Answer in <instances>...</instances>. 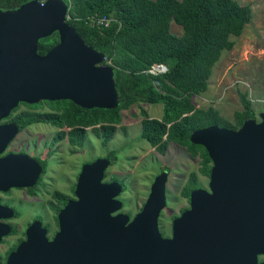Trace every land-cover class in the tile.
Listing matches in <instances>:
<instances>
[{
	"label": "water",
	"instance_id": "obj_1",
	"mask_svg": "<svg viewBox=\"0 0 264 264\" xmlns=\"http://www.w3.org/2000/svg\"><path fill=\"white\" fill-rule=\"evenodd\" d=\"M68 14L64 0H31L0 10V122L22 103L71 101L87 110H113L122 103L115 68L68 24ZM56 33L59 44L40 55L39 42ZM17 132L15 126L0 127V136H8L0 153ZM190 141L212 161L209 190L191 192L190 209L175 221V240H164L158 230L169 173L157 176L141 213L126 226L130 217L111 218L123 209V187L104 182L111 160L99 158L83 167L77 200L61 212L67 225L57 238L29 257L31 242L24 244L11 259L23 264H94L102 258L106 264H216L219 239L244 238L249 228L256 256L264 253V113L236 131L217 126L195 131ZM19 159L25 160L0 159V172L21 164ZM4 179L6 184L10 180ZM24 184L0 185V190Z\"/></svg>",
	"mask_w": 264,
	"mask_h": 264
},
{
	"label": "trees",
	"instance_id": "obj_2",
	"mask_svg": "<svg viewBox=\"0 0 264 264\" xmlns=\"http://www.w3.org/2000/svg\"><path fill=\"white\" fill-rule=\"evenodd\" d=\"M31 0H0V10H14ZM48 1V0H38ZM70 4L68 24L76 29L86 43L107 55V63L115 67V80L122 103L113 110L83 109L71 101L49 104L56 110L44 117H62L76 131L72 142L83 146L87 131L92 129L107 146L123 122L121 112L137 103L163 105L160 119L151 118L142 109V138L160 155L166 156L170 144L185 148L192 157L200 158V173L210 177L212 161L202 146L190 141L198 130L211 126L238 130L245 121L256 119L246 94L240 96L243 111L234 114V122L218 109L198 108L195 97L207 92L215 65L224 51H232L235 43L251 23L252 9L236 0H65ZM95 15L113 20L109 28L91 27L88 18ZM182 27V36L171 32V24ZM59 43V35L43 39L38 53L45 55ZM165 65L166 74L149 76L144 72L152 66ZM39 108L40 104L31 106ZM27 116V115H26ZM112 160L116 155L110 153ZM106 178V177H105ZM198 187L192 173L182 194ZM67 199L64 200L66 202Z\"/></svg>",
	"mask_w": 264,
	"mask_h": 264
},
{
	"label": "flooded vegetation",
	"instance_id": "obj_3",
	"mask_svg": "<svg viewBox=\"0 0 264 264\" xmlns=\"http://www.w3.org/2000/svg\"><path fill=\"white\" fill-rule=\"evenodd\" d=\"M38 104L40 107L37 109L31 107ZM55 111L49 101L37 104L22 103L8 118L0 122V127L15 126L18 128L17 134L0 153V159L9 156L25 158V160L19 159L21 164L10 167L6 170L8 172H0V185L3 187L11 183L15 185L25 183L26 185L0 190V264H23L21 259H11L15 257L22 245L31 242L30 252L27 255L29 257L39 252L42 253L44 242L51 243L57 238L62 232L63 224L67 225V221L64 223L61 221V212L71 201L77 200L75 193L83 167L97 160H79L87 149L91 150L87 139H90L92 129L87 131L83 146H78L72 142V136H77V132L70 131V126L67 124L60 125L64 122L62 117H57L56 120L43 118L46 114ZM30 113L42 114L43 117H31ZM7 137L3 133L0 136V144ZM91 143L93 144V141ZM108 155L101 157L111 160V165L105 172L106 178V173L116 161ZM4 176L10 179L7 184ZM112 182L119 183L114 177H111L107 183ZM197 189H202L199 182L195 190ZM65 199H67L66 202H64ZM188 202L190 205V199ZM186 211L179 216H169L166 220L162 217L165 215L164 212L160 213L158 230L164 240H175V221ZM140 213L141 211L130 215L122 209L112 213L111 218L128 216L130 217L129 223L126 224L128 226ZM246 231L248 235L244 238L238 236L232 239L228 237L219 239L216 264H255V258H257L256 264H264V253L256 256V249L251 245L249 235L251 228ZM243 239L246 242L240 244V240L243 241ZM65 253L67 252L62 251L63 256H67ZM204 254L207 256L206 252ZM71 256L74 258L76 253H72ZM92 262L104 264L106 261L102 258ZM72 264H79V261L75 260ZM107 264L113 263L107 262Z\"/></svg>",
	"mask_w": 264,
	"mask_h": 264
},
{
	"label": "rangeland",
	"instance_id": "obj_4",
	"mask_svg": "<svg viewBox=\"0 0 264 264\" xmlns=\"http://www.w3.org/2000/svg\"><path fill=\"white\" fill-rule=\"evenodd\" d=\"M236 1L251 7L252 21L241 37L231 38L235 43L234 49L223 52L213 68L207 92L195 97L194 102L201 109H218L224 118L234 122V114L243 111L240 96L246 94L256 120L260 121L264 113V0ZM171 32L180 37L184 30L173 22ZM142 109L151 118H162L161 104L132 105L121 112L123 122L107 146H103L101 139L90 132L87 143L90 142L91 150L87 149L79 160L92 161L110 156V153L116 155L115 165L109 168L104 182L114 177L123 185L119 200L124 204L123 212L130 215L142 210L157 176L170 171L166 186L167 207L162 216L166 220L188 210L190 205L182 191L192 173L196 174L202 189L209 190L210 180L200 173L201 159L192 157L185 148L170 144L166 156H163L142 138Z\"/></svg>",
	"mask_w": 264,
	"mask_h": 264
},
{
	"label": "built area",
	"instance_id": "obj_5",
	"mask_svg": "<svg viewBox=\"0 0 264 264\" xmlns=\"http://www.w3.org/2000/svg\"><path fill=\"white\" fill-rule=\"evenodd\" d=\"M41 4H44L45 1H40ZM70 6V4H68ZM69 19V18H68ZM89 25L91 27H97V28H109L113 22V20L107 16H91L88 18ZM168 68L164 65H159L157 68L153 70V73H167Z\"/></svg>",
	"mask_w": 264,
	"mask_h": 264
},
{
	"label": "crops",
	"instance_id": "obj_6",
	"mask_svg": "<svg viewBox=\"0 0 264 264\" xmlns=\"http://www.w3.org/2000/svg\"><path fill=\"white\" fill-rule=\"evenodd\" d=\"M108 65L112 66L111 63H107ZM159 65H156V66H152L148 71L144 72L146 75H149V76H157V75H162V74H166V73H153V70L155 68H157ZM165 66V65H164ZM115 68V67H114Z\"/></svg>",
	"mask_w": 264,
	"mask_h": 264
},
{
	"label": "clouds",
	"instance_id": "obj_7",
	"mask_svg": "<svg viewBox=\"0 0 264 264\" xmlns=\"http://www.w3.org/2000/svg\"><path fill=\"white\" fill-rule=\"evenodd\" d=\"M65 1V0H64ZM69 9H70V6H69ZM68 18H69V14H68ZM107 61V60H106Z\"/></svg>",
	"mask_w": 264,
	"mask_h": 264
}]
</instances>
